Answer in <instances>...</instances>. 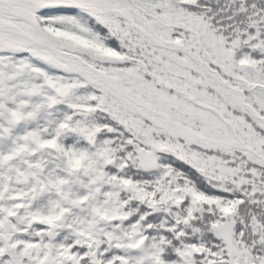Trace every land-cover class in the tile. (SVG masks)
Instances as JSON below:
<instances>
[{
	"label": "snow or ice",
	"instance_id": "obj_1",
	"mask_svg": "<svg viewBox=\"0 0 264 264\" xmlns=\"http://www.w3.org/2000/svg\"><path fill=\"white\" fill-rule=\"evenodd\" d=\"M0 264H264V0H0Z\"/></svg>",
	"mask_w": 264,
	"mask_h": 264
}]
</instances>
